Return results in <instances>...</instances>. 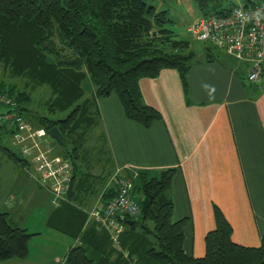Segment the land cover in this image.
Listing matches in <instances>:
<instances>
[{"label": "trees", "instance_id": "1", "mask_svg": "<svg viewBox=\"0 0 264 264\" xmlns=\"http://www.w3.org/2000/svg\"><path fill=\"white\" fill-rule=\"evenodd\" d=\"M175 1L0 0V65L10 68L11 77L27 79L24 86L0 80V92L15 98L17 109L34 127L46 132L58 128L56 141L71 166L67 199L75 196L76 160L89 131L99 127L97 98L115 93L126 118L147 127L161 115L143 101L139 78L174 68L186 89V74L197 61V52L188 40L176 38L169 26V9ZM225 1L192 0L201 17L228 14L236 3L230 0L232 6H227ZM160 3L167 6L161 8ZM204 43L203 59H217V47ZM26 84L50 90L46 115L28 107L31 94ZM4 138L5 131L0 130V148L22 167V159L3 143ZM173 174L172 168L140 170L133 179L132 194L140 212L136 218L124 217L119 240L128 257L115 249L116 262L105 255L93 257L82 239L71 246L65 264H264V233L258 246L233 242L231 226L217 207L215 227L204 239L205 254L187 255L182 246L184 219L171 220ZM112 194L111 187L105 189L103 202ZM31 236L0 210V261L26 258Z\"/></svg>", "mask_w": 264, "mask_h": 264}, {"label": "crops", "instance_id": "2", "mask_svg": "<svg viewBox=\"0 0 264 264\" xmlns=\"http://www.w3.org/2000/svg\"><path fill=\"white\" fill-rule=\"evenodd\" d=\"M195 51L197 61L188 68L186 89L174 68L139 78L143 101L161 115L147 127L126 118L115 93L96 99L98 130L109 167L95 157L85 168L80 154L71 199L54 202L0 148V163L8 161L16 179L8 189L12 202L40 205L37 217L42 227L74 239L62 254L48 250L46 258L27 255L0 263L65 264L71 246L83 243L82 239L93 257L105 255L110 262L117 261L119 250L91 213L104 203V190L113 188L115 179L133 180L140 170L174 169L169 189L171 220L184 219L182 246L187 255L205 254V236L215 227V207L230 224L233 242L260 244L264 233V79L247 82V64L222 49L217 48V59L212 61L203 59V47ZM51 144L56 156L69 161L56 151L52 140ZM89 149L95 152V146ZM0 207L10 223L19 227L11 220L15 207L6 206L3 196ZM26 226L22 228L27 230ZM119 252L128 257L123 248Z\"/></svg>", "mask_w": 264, "mask_h": 264}, {"label": "built area", "instance_id": "3", "mask_svg": "<svg viewBox=\"0 0 264 264\" xmlns=\"http://www.w3.org/2000/svg\"><path fill=\"white\" fill-rule=\"evenodd\" d=\"M188 30L196 40L210 43L245 62L247 82L254 83L260 78L264 64V0L236 3L223 16L200 17ZM0 107L10 108L9 112L0 113V130L5 131L7 146L22 159L24 171L49 192L54 202L66 201L71 184L70 163L55 155L51 138L21 114L13 96L0 92ZM132 188L130 178L115 179L112 196L91 213L119 251H122L119 235L124 230L121 218H136L140 212Z\"/></svg>", "mask_w": 264, "mask_h": 264}, {"label": "rangeland", "instance_id": "4", "mask_svg": "<svg viewBox=\"0 0 264 264\" xmlns=\"http://www.w3.org/2000/svg\"><path fill=\"white\" fill-rule=\"evenodd\" d=\"M235 3L248 4V0H231ZM231 1H225V5L232 6ZM255 1V0H250ZM159 2V1H158ZM157 2V3H158ZM233 2V3H234ZM160 7H166L164 3H160ZM160 8V9H161ZM169 16L171 18V22L169 26L176 34V38L178 39H186L189 40L192 48L195 50L202 49L203 43L201 41L196 40L195 35L187 30V26L192 24L195 20L201 17L200 12L193 5L192 0H176L174 6L171 5L169 9ZM248 68V66H247ZM260 78L264 79V69L262 70V74ZM0 80L5 81L6 83L17 82L20 86H24L25 80L21 78H14L10 76V68L5 67L4 65H0ZM259 80V79H258ZM27 85V84H26ZM26 92L31 94V102L28 107L32 112L37 113L38 115H46V101L50 97V90L45 86H37L35 89L31 88V86L24 87ZM56 151H59L60 154H64L63 146L60 145L56 140L51 139ZM3 143L7 144L6 140ZM84 151H82L83 159L81 160V164L83 167H88V165L92 162L95 157H99L103 164H106L109 167L108 163V154L103 144V140L100 137L99 130L93 129L90 130L87 136V140L85 142ZM90 146H95V152L90 153ZM102 149V151H100ZM88 153V154H87ZM87 154V155H86ZM81 155V157H82ZM8 161L2 160L0 163V196H3L5 199L6 206H14L15 211L12 214V222L15 223L19 227H24V224L27 225V231L29 233H39L34 234L30 237L28 247L29 254L28 256L32 259L38 258H46V254L48 250H56L59 254L64 253V251L68 248L69 245L73 243V237L68 235L59 234L57 232H53L48 230L46 227H42L41 221L39 220V206L35 203H23V202H12V199L8 197L9 195V187L10 185L15 183L14 172L11 170V165ZM23 179H27L23 174H21ZM4 201V200H3ZM45 201V198L42 202ZM37 209L33 211L34 208ZM1 208V207H0ZM2 209V208H1ZM31 223H34L32 225ZM50 246V247H49ZM116 250V249H115ZM7 264V263H0Z\"/></svg>", "mask_w": 264, "mask_h": 264}, {"label": "water", "instance_id": "5", "mask_svg": "<svg viewBox=\"0 0 264 264\" xmlns=\"http://www.w3.org/2000/svg\"><path fill=\"white\" fill-rule=\"evenodd\" d=\"M152 35H155V31H152ZM9 111H10V108H1L0 107V113H6ZM46 133L53 140H59L60 139L59 131H58V128L56 126L48 129ZM121 219L123 220V218H121ZM126 222L131 223V221H126Z\"/></svg>", "mask_w": 264, "mask_h": 264}]
</instances>
